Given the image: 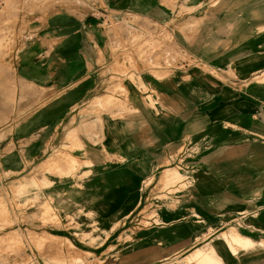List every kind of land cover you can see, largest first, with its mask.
<instances>
[{
    "label": "crops",
    "instance_id": "crops-1",
    "mask_svg": "<svg viewBox=\"0 0 264 264\" xmlns=\"http://www.w3.org/2000/svg\"><path fill=\"white\" fill-rule=\"evenodd\" d=\"M78 2L46 3L44 12L36 5L23 15L28 24L12 57L15 77L35 90L30 97L50 101L15 127L12 141L0 140V167L18 170L21 154L38 159L60 115L92 92L102 27L127 15L146 19L207 65V72L192 66L172 75L174 85L157 83L176 105L165 99L168 110L159 105L158 117L127 132L126 162H91L82 168V187L69 194L84 208L82 217L90 216L80 223L94 222L102 239L134 214L144 182L186 139L199 149L197 181L193 199L181 209L160 212L156 222L131 233L119 228L111 236V253L105 255L103 247L94 254L102 264H168L176 256L171 264H184L195 247L216 242L210 230L234 223L264 241V35L258 34L264 32V0H83L97 11L93 17ZM140 129L146 141H140ZM218 255L221 264H264V248L235 256L223 244Z\"/></svg>",
    "mask_w": 264,
    "mask_h": 264
},
{
    "label": "rangeland",
    "instance_id": "rangeland-1",
    "mask_svg": "<svg viewBox=\"0 0 264 264\" xmlns=\"http://www.w3.org/2000/svg\"><path fill=\"white\" fill-rule=\"evenodd\" d=\"M63 1L5 0L0 5L1 141H12L15 127L28 119L33 110L50 101L47 96L39 101L30 97L35 90L21 85L15 77L12 57L28 24L23 15L36 5L44 12L46 3ZM77 1L80 8L84 7L89 13L92 4L87 7L83 0ZM129 24L137 25L138 29L129 31ZM102 29L98 60L91 69L92 76H97L92 92L60 115L55 131L50 133L47 150L38 159H25L21 154L17 160L18 170L0 167V241L3 240L0 242V264H102L94 250L106 247L105 255L110 254L111 236L119 228L128 227L131 233L148 227L152 221H157L159 212L176 211L193 199L191 177L197 169L194 158L199 149L186 139L187 144L168 157L144 182L140 204L133 215L117 223L110 232L103 233L102 239L97 238L99 229L94 222L88 226L80 223L84 208L69 194V190H75L71 180L82 176V168L92 166L91 162L94 165V161L102 165L126 162L127 132H134L136 124L143 125L150 116L160 115V102L153 83H160L176 72L185 73L192 66L207 72V65L191 59L177 47L167 31L151 21L127 15L119 18L118 25L113 23L112 27L103 26ZM258 34L264 35V32L258 31ZM182 81L189 79L184 76ZM131 90L135 96L129 94ZM91 119L96 121L91 122ZM83 120L89 121L85 129L79 127ZM90 130L98 132L90 133ZM140 130V141H146V133ZM10 149L7 147L4 151ZM165 168L180 172L181 179L171 186L158 182ZM31 180V186L17 188L20 183ZM36 196L45 199L47 210L38 213ZM128 222L131 223L128 225ZM230 226L242 232L238 223L221 224L209 232L213 235L211 239L215 240ZM178 258L180 256L173 257L166 263L171 264Z\"/></svg>",
    "mask_w": 264,
    "mask_h": 264
},
{
    "label": "bare ground",
    "instance_id": "bare-ground-1",
    "mask_svg": "<svg viewBox=\"0 0 264 264\" xmlns=\"http://www.w3.org/2000/svg\"><path fill=\"white\" fill-rule=\"evenodd\" d=\"M127 29L129 31L132 30H137L138 26L135 24H129ZM191 72V71H190ZM189 75V74H188ZM175 76H171L168 79L162 81V84L165 85H174ZM7 79H12L11 77H8ZM158 84L153 83L152 87L157 93V97L159 98L160 106L162 110H168L167 105L165 104V99L168 98V100L172 101V105H176V101H173L172 98L168 97L165 93L161 92L158 89ZM25 94H27L25 92ZM129 94L131 96H135V93L133 90L129 91ZM97 102L100 101V98H97ZM131 101V99H130ZM133 102V101H132ZM178 104V103H177ZM178 107L179 104H178ZM97 119V118H96ZM96 119H91V122L96 121ZM89 124V121H81L79 127L82 129H85L87 125ZM90 133L93 132H98V130H90ZM54 161L53 163H56V159L52 160ZM195 172L194 175L191 177V185L194 191V186L197 181V177H195ZM85 175L75 177L74 179L71 180V184L75 188V190L80 189L82 187V181L84 179ZM181 179V173L176 171L174 168H165L162 175L158 178V182L165 184V186H171L175 182ZM33 184V181H28L25 183H20L19 186L17 187L18 189L24 188V187H29ZM16 186V184H15ZM22 190V189H21ZM35 205L38 208V213L41 212V210H47L46 209V204H45V199H43L41 196H36L34 198ZM84 211V209H83ZM166 213L167 211H162ZM160 213V212H159ZM240 225V224H239ZM242 228V227H241ZM212 231V230H210ZM219 238V239H218ZM217 240L215 243L211 242H206L203 245L195 247L183 260H181L182 263L184 264H221L222 259L218 255V248H221L222 245L224 244L231 254L238 256L240 251H253L256 252L258 251V248H264V241H260L257 239H254L251 236H248L244 233H242L238 228H235L233 226H230L226 231H222L220 234H218L215 238ZM0 242H3L1 240Z\"/></svg>",
    "mask_w": 264,
    "mask_h": 264
},
{
    "label": "built area",
    "instance_id": "built-area-1",
    "mask_svg": "<svg viewBox=\"0 0 264 264\" xmlns=\"http://www.w3.org/2000/svg\"><path fill=\"white\" fill-rule=\"evenodd\" d=\"M4 1H5V0H0V5H3ZM89 10H90V12H91V17H93L94 14H95V15L97 14V13H95L96 10H92L91 8H89ZM102 23H103V24H104V23H105V24L107 23V24L109 25V21H106L105 18H102Z\"/></svg>",
    "mask_w": 264,
    "mask_h": 264
}]
</instances>
